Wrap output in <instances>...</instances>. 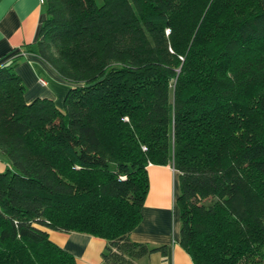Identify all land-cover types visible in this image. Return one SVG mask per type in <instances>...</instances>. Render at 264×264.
<instances>
[{"label": "trees", "instance_id": "1", "mask_svg": "<svg viewBox=\"0 0 264 264\" xmlns=\"http://www.w3.org/2000/svg\"><path fill=\"white\" fill-rule=\"evenodd\" d=\"M39 38L0 62V264H78L46 227L132 240L149 164L179 173L194 264H264V0H43ZM32 52L72 82L25 99Z\"/></svg>", "mask_w": 264, "mask_h": 264}, {"label": "crops", "instance_id": "2", "mask_svg": "<svg viewBox=\"0 0 264 264\" xmlns=\"http://www.w3.org/2000/svg\"><path fill=\"white\" fill-rule=\"evenodd\" d=\"M46 18L43 0H0V62L23 51L39 38ZM25 85V99L48 97L58 106L72 82L61 76L39 55L27 52L17 65ZM1 157V156H0ZM4 159V158H2ZM3 165L0 162V168ZM9 166V162H7ZM150 188L143 205L141 222L130 234L132 240L150 245H167L161 250L145 254L138 264H194L191 255L180 244L179 173L172 164H149ZM50 237L77 257L78 264H104L102 253L108 240L82 231H67L46 227Z\"/></svg>", "mask_w": 264, "mask_h": 264}, {"label": "rangeland", "instance_id": "3", "mask_svg": "<svg viewBox=\"0 0 264 264\" xmlns=\"http://www.w3.org/2000/svg\"><path fill=\"white\" fill-rule=\"evenodd\" d=\"M98 1V3H102V1L103 0H97ZM0 162H2L3 163V165L1 166V168H0V171H4L8 166H7V162H9L10 163V161L7 159H2V157H0Z\"/></svg>", "mask_w": 264, "mask_h": 264}]
</instances>
